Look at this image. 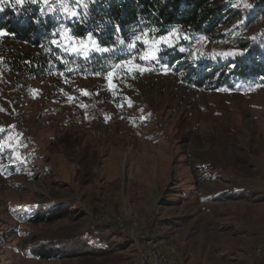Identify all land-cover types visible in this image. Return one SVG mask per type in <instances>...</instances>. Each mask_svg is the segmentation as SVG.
<instances>
[{
  "label": "rangeland",
  "instance_id": "1",
  "mask_svg": "<svg viewBox=\"0 0 264 264\" xmlns=\"http://www.w3.org/2000/svg\"><path fill=\"white\" fill-rule=\"evenodd\" d=\"M219 1L241 12L230 39L196 53L237 54L236 40L264 26V15L242 26L257 0ZM92 39L67 52L86 57ZM178 41L147 37V60L160 64L153 57ZM119 68L64 85L0 68V264H140L165 247L179 264H264V85L195 89L138 55ZM224 190L245 194L214 199ZM48 204L65 216L33 224ZM71 237L112 251L31 255L40 240Z\"/></svg>",
  "mask_w": 264,
  "mask_h": 264
},
{
  "label": "trees",
  "instance_id": "2",
  "mask_svg": "<svg viewBox=\"0 0 264 264\" xmlns=\"http://www.w3.org/2000/svg\"><path fill=\"white\" fill-rule=\"evenodd\" d=\"M40 2L32 4L25 1L11 9L4 4L0 11V68L26 81L52 80L54 84L64 85L71 79L82 76H106L119 70L128 55L106 53L83 57L68 53L63 41L55 31L68 30L71 34L86 38L89 32L77 26L58 21L53 16L42 18ZM154 8L168 24L181 23L186 33L198 41L223 42L230 39L231 33L225 31L233 20L241 14L231 3L219 0H150L141 5L123 7L124 24L137 20L147 32V37L160 38L168 30L148 15L147 9ZM247 27L264 15V0H257L250 10L243 12ZM99 43H108L99 40ZM237 54L221 56L194 52L193 44L181 39L173 46L163 48L158 53L157 62L169 68L183 85L200 90L236 89L243 85H264V26L253 38L236 40ZM138 77V73L135 74ZM14 169V166H10ZM245 194L243 191L224 190L214 199L221 201L228 197ZM62 206L43 205L29 220L33 224L55 221L65 216ZM104 239V235H99ZM106 242H111L106 240ZM112 251V246L101 249L91 246L79 238L40 240L31 248L36 259L55 260L87 255H104Z\"/></svg>",
  "mask_w": 264,
  "mask_h": 264
},
{
  "label": "built area",
  "instance_id": "3",
  "mask_svg": "<svg viewBox=\"0 0 264 264\" xmlns=\"http://www.w3.org/2000/svg\"><path fill=\"white\" fill-rule=\"evenodd\" d=\"M150 1V0H143ZM42 2V18L47 16H53L58 21H65L71 23L78 28H81L89 32V36H92L97 43L93 47H86L83 52L86 57L92 55H102L106 53H119L126 55H138L141 60L148 64V67L152 71H159L162 67L159 64L150 63L145 54L147 52L146 39L147 32L140 27L137 20L124 24L122 22V13L120 10L123 7H129L131 5H141L142 0H82V3L77 5L72 3V0H45ZM83 3H87V8L83 7ZM12 8L10 2L5 3ZM66 9L78 11L80 13L79 19L72 18ZM148 15L159 22L168 32L164 37L174 34L179 40L184 39L190 44L197 45L198 41L191 38L181 23L168 24L161 17L160 14L154 8L147 9ZM54 35L60 36L64 45V49L69 50L67 42H70L73 46L76 43H80L85 38L78 37L71 34L68 30L55 31ZM139 36L141 39L137 41L135 38ZM86 37V38H87ZM99 40H104L108 43H99ZM135 44L134 47L129 45ZM101 48H110L112 51L102 52L97 51L96 46ZM84 48V47H81ZM87 52V53H86ZM83 56V55H81ZM84 57V56H83ZM180 256L175 247H165L163 252L152 251L146 258H144L140 264H179Z\"/></svg>",
  "mask_w": 264,
  "mask_h": 264
},
{
  "label": "snow or ice",
  "instance_id": "4",
  "mask_svg": "<svg viewBox=\"0 0 264 264\" xmlns=\"http://www.w3.org/2000/svg\"><path fill=\"white\" fill-rule=\"evenodd\" d=\"M8 0H0V11L4 10V4L7 3ZM28 2L32 3V4H36L39 2V0H28ZM45 2H47V0H45ZM25 3V0H14V2L11 4V6L13 8H15L17 5H23ZM72 3L77 5V7H79V5L82 3V0H72ZM87 3H83V7L86 9L87 8ZM66 12H68V14L74 18V19H79L80 18V13L78 11H73L71 9H66ZM6 35V32L3 30H0V36ZM137 41H140V37L137 36L135 38ZM130 47H134L135 44H131L129 45ZM97 51H102V52H108V51H112V49L110 48H101L99 45L96 46ZM158 58V57H153ZM83 94L87 95L88 93L86 92V90H82ZM2 130V129H0Z\"/></svg>",
  "mask_w": 264,
  "mask_h": 264
}]
</instances>
